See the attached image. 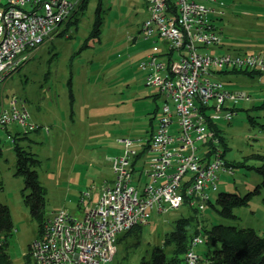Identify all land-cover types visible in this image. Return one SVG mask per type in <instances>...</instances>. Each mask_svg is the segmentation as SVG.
Returning <instances> with one entry per match:
<instances>
[{
	"label": "rangeland",
	"instance_id": "1",
	"mask_svg": "<svg viewBox=\"0 0 264 264\" xmlns=\"http://www.w3.org/2000/svg\"><path fill=\"white\" fill-rule=\"evenodd\" d=\"M82 1L70 13L71 21L66 19L51 39L2 81L0 101L7 105L15 97L38 126L27 132L16 123L0 127V203L8 206L12 221L5 244L12 264H32L25 253L40 236L37 220L24 200L29 189L15 173L13 138L39 160L35 169L45 188L44 216L64 209L80 218L85 202L93 203L100 187L114 178L110 157L122 152L118 139H137L134 147L141 151L138 148L147 143L161 115L163 96L157 87L146 85L148 70L141 69L140 62L148 53L166 60L169 48L164 38L141 33L148 15L147 0H88L80 9ZM222 2L223 15L213 21L221 29L222 48L209 46L208 52H251L264 57V0ZM97 8L100 32L92 35ZM232 70L215 77L227 89L247 92L250 101L241 100L230 120L217 122L225 143L221 144L222 157L232 164V172L221 171L217 189L207 190L214 207L219 193L243 196L262 181L255 167L263 163L258 155L264 154V72L254 71L250 76ZM142 154V161L149 162L155 152ZM145 180L142 177L139 185ZM83 192L89 195L81 201ZM214 207L209 204L199 214L205 227L216 223L252 227L264 235L263 187L247 206L234 209L236 218L222 217ZM194 213L186 205L163 213L153 210L142 226L139 242L132 236L124 237L108 264H139L154 246L162 245L178 218ZM215 247L204 242L195 250L204 263ZM164 249L169 255L172 246Z\"/></svg>",
	"mask_w": 264,
	"mask_h": 264
},
{
	"label": "built area",
	"instance_id": "2",
	"mask_svg": "<svg viewBox=\"0 0 264 264\" xmlns=\"http://www.w3.org/2000/svg\"><path fill=\"white\" fill-rule=\"evenodd\" d=\"M79 2L0 0V89L3 79L55 35ZM221 6L222 0H147L141 33L164 38L169 48L166 60L148 53L140 62V68L148 70L146 85L157 87L164 99L155 128L138 148L155 155L136 167L141 151L134 145L139 141L119 138L123 148L111 158L113 180L100 187L93 203L85 202L80 218L64 209L46 218L40 236L25 253L32 264H108L116 253L118 235L146 224L153 210L163 213L182 205L198 213L207 209V190L217 189L221 171L232 172L212 125L230 120L237 104L250 97L243 90L227 89L216 73L264 72L261 53L208 52L209 46L222 48L221 29L213 22L223 15ZM10 123L24 132L38 127L15 97L7 105L0 101V127ZM142 177L146 180L140 186ZM88 195L83 192L81 201ZM206 241L201 233L192 237L185 264H207L195 250ZM2 242L0 234V249Z\"/></svg>",
	"mask_w": 264,
	"mask_h": 264
},
{
	"label": "trees",
	"instance_id": "3",
	"mask_svg": "<svg viewBox=\"0 0 264 264\" xmlns=\"http://www.w3.org/2000/svg\"><path fill=\"white\" fill-rule=\"evenodd\" d=\"M87 1L88 0H83L81 2L80 9L86 6ZM98 12L99 8H97L96 11L93 31L91 32L92 35H98L100 32L101 20ZM68 20L69 23L71 18ZM232 71H241L250 76H252L254 72L243 69H233ZM261 106H264V102ZM235 109L237 111V108ZM212 127L218 134L221 144L224 146L225 143L218 126L214 124ZM13 142L16 156L15 173L23 177L25 188L29 189V193L24 195V200L29 206L31 215L37 220L38 232H41L46 217L44 216L45 188L40 183L35 169L39 160L32 152L23 149L15 143L16 137L13 138ZM258 157L263 160L260 166L255 167V170L262 177L261 184L256 186L253 191H249L243 196L231 192L219 193L216 198L217 207H214L211 202L210 205L215 208L220 216L225 218H236L237 216L234 213V209L247 206L251 196L259 192L260 187L264 188V154L258 155ZM229 165L232 166V164ZM189 208L194 210V216L191 215L178 218L174 222L171 231L165 234L162 245L154 246L148 256H143L140 259L139 264H185V252L188 249L192 237L199 233L207 237L206 242H210L212 245L217 246L205 256L207 264H264V235L259 234L252 227H237L235 225L222 223H216L207 228L199 221V214L201 213H198L193 207ZM192 224H194V226L190 229ZM143 225L145 224H136L130 229L120 233L116 239V244L123 241L125 239L124 237L128 236L134 237L136 242H139ZM11 229L12 221L8 206L0 203V234H3V242L0 249V262L2 264H12L5 251L6 237L11 233ZM166 245L172 246L169 255L166 254L164 249Z\"/></svg>",
	"mask_w": 264,
	"mask_h": 264
},
{
	"label": "crops",
	"instance_id": "4",
	"mask_svg": "<svg viewBox=\"0 0 264 264\" xmlns=\"http://www.w3.org/2000/svg\"><path fill=\"white\" fill-rule=\"evenodd\" d=\"M246 53V52H245ZM248 101H250V100H248ZM242 102H244V101H242ZM246 103V102H245ZM48 130V129H47ZM151 132V131H150ZM150 134V133H149ZM149 136V135H148ZM144 154V153H143ZM143 154L142 155H140L138 158H137V160H136V162H135V165H136V167H138L139 166V164L140 163H142V158H143ZM115 156V155H114ZM113 157V156H112ZM112 157H110V160H111V158ZM220 179V178H219ZM111 182V181H110Z\"/></svg>",
	"mask_w": 264,
	"mask_h": 264
}]
</instances>
